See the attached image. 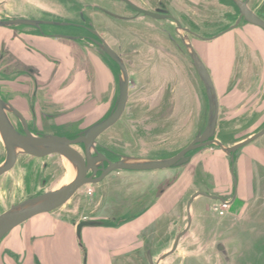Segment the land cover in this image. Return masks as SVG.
Instances as JSON below:
<instances>
[{
  "label": "rangeland",
  "instance_id": "1",
  "mask_svg": "<svg viewBox=\"0 0 264 264\" xmlns=\"http://www.w3.org/2000/svg\"><path fill=\"white\" fill-rule=\"evenodd\" d=\"M128 1L150 11L163 7L178 21L179 26L177 27L172 20L137 14L121 0H0V21L13 18L63 20L71 18L75 22H81L79 17L81 12L86 19L85 23H89L90 27L116 52L128 73L134 70L141 73L137 74L136 84L131 88L130 99L120 119L96 138L92 152L96 153L99 145L112 151L116 160L122 157L167 158L177 153L195 137L193 132L198 131L193 129L198 120H194L191 125L193 129L187 136L186 130L180 129L179 122L175 120L176 101L180 99L177 95L179 91L176 89V79L159 76L152 79L150 76H144L143 66H146L147 71L149 68L147 65L155 66L157 69L169 67L178 70L181 78L185 76L192 78L191 80L198 87L195 89L203 109L202 113L206 116L203 122L205 125L208 116L205 86L194 71L188 49L183 42L187 45L193 43L197 49L203 47L206 50L207 47L203 39L193 36L182 28L204 38L214 37L234 24L237 11L231 0ZM248 7L252 11H259L264 18V0H249ZM245 24L247 22L241 20L235 28ZM33 30L31 26L22 24L0 26V97L2 100L11 101L10 103L18 108L26 109V112L28 105L25 101H30L32 97L24 92H31L26 84L31 83L33 77L27 71L18 74L16 69L18 51L11 44L17 41L28 51L32 44L30 43L29 47L24 39L32 38L30 33H33ZM54 30L58 31V28ZM26 33L28 36L24 37L22 34ZM68 44H71L72 48V64L65 65V77L64 71H61V77L60 74L57 77L64 80L59 84L62 86V97L71 92L72 110L69 111L70 114L58 117L57 122L67 118L70 120L71 117L74 125L68 127V130L76 133L100 121L113 108L116 93H119L117 77L120 71L112 64L111 58L107 60L102 49L88 38L72 40ZM235 53L237 57L233 58L232 65L228 66L231 72L226 80L227 87L223 90L225 99L223 98L220 118L216 122L212 137L226 147L264 127V107L261 108V98L256 94L260 91L256 89L257 82L264 80V61L255 51L249 50V47H240L239 43ZM5 64L8 67L5 68ZM102 68L105 73L109 72V77L105 79H108L107 83L101 80ZM74 83L82 87L71 89L70 86ZM84 86L89 89L86 91ZM27 95L29 98L25 99L23 96ZM247 108L248 110L245 111ZM210 147L219 149L215 144ZM239 153L240 150H237L234 154V163ZM3 155L4 146L0 138V157ZM43 163L46 168H43ZM67 169L71 170L70 174ZM161 171H113L106 178L105 186L111 192L121 183H125L123 184L125 187L123 190L120 189V193H115L114 204L106 201L105 209L113 217L101 220L103 225L124 222L131 216L127 205L131 199L129 197L131 184L126 186L129 181L131 183V176L141 174L148 179L153 172ZM233 172L235 183L232 177V190L236 192L237 176L234 170ZM73 176L74 169L59 155L37 158L20 154L13 168L0 175V213L38 192L43 193L67 184ZM42 180H46L44 186L41 184ZM96 185L97 183L83 185L67 203L61 206L62 210L66 211L74 207L72 214L76 220H86L98 209L97 207L101 211L104 195H101L98 202L96 201ZM257 186L259 198L245 211L244 216L224 219L209 210L208 214L214 221L212 225L197 233L186 234L181 239L176 253L161 264H264V181ZM99 187L101 189L102 185L98 184ZM254 191L256 192L255 187ZM199 200L202 202V197H199ZM205 204L207 203L201 204L203 212H205ZM63 213L61 212V216ZM66 214L65 217L68 218L72 215L67 212ZM224 221L227 224H224ZM231 227L232 230H229ZM217 244L223 245L225 255L217 249ZM160 252V248H152L153 260H156ZM127 264L144 263L136 258L131 260L130 256Z\"/></svg>",
  "mask_w": 264,
  "mask_h": 264
},
{
  "label": "crops",
  "instance_id": "2",
  "mask_svg": "<svg viewBox=\"0 0 264 264\" xmlns=\"http://www.w3.org/2000/svg\"><path fill=\"white\" fill-rule=\"evenodd\" d=\"M24 40L29 47L30 43H39V48L51 54L53 59L62 60L63 64L60 66L62 69H60L64 71L65 77V65H71L73 59L71 44L34 37H25ZM203 40L207 47L206 50L203 47L197 49L193 43L191 45L205 65L211 79L219 106L217 118L219 120L225 97L223 90L227 87L226 80L231 72L228 66L232 65L233 58L237 57L235 49L238 43L240 47H249V50L255 51L264 61V31L247 23L239 28L223 31L211 39ZM11 45L18 51L17 58L25 61L32 60V47L29 49L27 46L29 49L27 51L17 41L12 42ZM37 65L39 66L40 79H47L48 70L40 62H37ZM147 66L149 67L148 71L146 66H143L144 76H150L152 79L155 76L176 79V89L179 91L177 95L180 99L176 101L175 120L179 122L180 129L186 130L188 136L193 129L191 125L196 119L198 122L193 130L199 132L206 125L203 123L206 116L202 113L203 109L195 89L198 87L192 81L193 79L191 78V80L189 76L181 78L178 70L169 67L157 69L155 66ZM60 69H57V72L54 71L57 76L61 73ZM58 71L60 72L58 73ZM134 71V83L131 88L136 84L137 74H141L139 71ZM101 73V80L103 79L102 81L107 83L108 79H105L109 77V72L105 73L102 68ZM256 85V89H260L256 94H259L261 98L262 108L264 107V80L258 81ZM73 87L79 89L82 86L74 83L70 88ZM85 89L87 91L89 88ZM247 110L248 108L245 111ZM201 113L202 115H200ZM198 132H193V135L196 136ZM263 137L264 135L238 149L240 153L233 165L237 176L236 201L222 216L224 219L225 217L244 216L245 211L259 198L257 185L260 186L264 181ZM262 138L263 140H261ZM105 180L99 183L102 185L101 189L97 184L95 190L97 202L101 199V195H104L101 211L97 207L98 209L88 218H82L101 221L113 217L105 209L106 201L114 204L115 193H120V189L123 190L125 183H121L114 189L115 191L112 189L111 192L105 186ZM130 184L131 196L129 197L131 199L127 205L131 216L126 221L115 222L108 226L101 224L82 227L79 237L81 245H79L73 222H78L80 219L74 218L75 216L72 214L74 207L66 211L60 207L52 212L39 214L14 227L2 238L0 241V264H127L131 250L160 248V253H163L170 248L174 237L186 228L187 202L193 193L197 191L213 192L227 198L233 187L229 158L220 148L213 147L198 150L189 161L180 166L162 169L160 173L153 172L148 179L141 174L131 176V183L129 181L126 186ZM199 197H202V202H199ZM231 198L229 200L232 202ZM195 203L197 204L195 205ZM204 203H207L205 204L206 213L201 210V204ZM212 204L211 198L201 195L191 201L189 206L191 224L179 238L177 249L186 234L197 233L214 222L208 214ZM61 212L65 213L61 216ZM66 212L72 214L71 217H65L67 216ZM224 222L227 224L226 221ZM229 225H231L230 220ZM229 230H232V227ZM168 241L169 245H167ZM176 251L165 258L160 256L158 264L170 259Z\"/></svg>",
  "mask_w": 264,
  "mask_h": 264
},
{
  "label": "water",
  "instance_id": "3",
  "mask_svg": "<svg viewBox=\"0 0 264 264\" xmlns=\"http://www.w3.org/2000/svg\"><path fill=\"white\" fill-rule=\"evenodd\" d=\"M124 1L130 6V8L135 10L138 14H143L144 16L152 18H173L169 15H160L156 12H151L142 9L127 0ZM248 1L249 0H233V2L237 5L239 9V16L230 28L236 27L240 20L243 19L247 23L257 26L264 31V21L260 19L248 7ZM19 24L37 25L38 21L29 19H12L0 21V26H15ZM182 29L192 35H195L193 32L189 31L186 28ZM93 33L96 34L95 32ZM93 42L96 43L102 49L104 54L110 57L119 66L120 75L118 77V99L114 108L106 118L87 127L74 139H69L66 137L52 134L37 136L31 134L27 130H25L24 134L19 133L13 127L8 117V112H15V110L9 103H6L0 97V138L5 149V159L0 164V175L8 172L13 168L20 154H25L37 158L56 154L66 159L74 168V176L72 180L67 184L62 185L57 189L55 188L53 190L40 193L38 195L29 196L24 200L11 205L8 209L1 212L0 241L14 227L20 225L21 223L27 221L28 219L34 216L43 213H49L55 209L60 208L65 203H67L74 196L77 190L83 185L99 183L108 173L112 171H154L180 166L189 160V157L186 156L187 153L199 149L201 147H206L211 144H215L217 147H219L226 155L229 156L231 162H233L234 152L264 135L263 127L260 131L228 147L224 146L220 141L216 139H210L214 134L217 122V98L209 74L203 66L198 55L196 54L191 45H187L182 41L184 46L188 49V53L195 71L197 72L200 80L205 86L209 102V114L207 116L206 125L186 146H184L174 155L167 158L157 159L122 157L115 161H109L106 160L102 154H96L93 156L92 148L95 144L96 138L119 120L125 109L128 97V75L127 69L123 64L122 60L101 38H99V41L93 40ZM78 144H82L84 146L83 155L74 148V146ZM104 160L107 161V166L105 168L100 169L101 173L98 177H94L95 173L98 171V164L102 163V161ZM88 171L92 172L90 176H87ZM231 174L235 183V177L233 175L232 169ZM200 195L207 196L205 192L197 191L193 193L190 199L188 200L187 226L184 231L177 234L170 251L162 257H165L173 252L178 243L179 238L188 228L191 220L189 216L190 203L195 197ZM208 197L214 198L213 196ZM101 224H103L102 221L98 220H79L75 226V233L78 240L82 227ZM217 249L222 251L223 255H225L223 245L217 244ZM147 255L148 259L151 260L149 253Z\"/></svg>",
  "mask_w": 264,
  "mask_h": 264
},
{
  "label": "flooded vegetation",
  "instance_id": "4",
  "mask_svg": "<svg viewBox=\"0 0 264 264\" xmlns=\"http://www.w3.org/2000/svg\"><path fill=\"white\" fill-rule=\"evenodd\" d=\"M121 1L126 6H128L130 8V6L128 4H126V2L124 0H121ZM231 3L237 11V18H238L239 9H238L237 5L233 2V0H231ZM135 6H137V5H135ZM137 7H139V6H137ZM130 9L133 10L132 8H130ZM70 11H71V9H70ZM133 11L136 12L135 10H133ZM148 11H150V10H148ZM157 11H159V12H157ZM151 12H156L160 15L172 16L171 14L167 13V11L163 7L155 8L154 11H151ZM253 12L260 19H262L264 21V18L261 16L259 11H253ZM79 17H80L81 22H75L71 18H69V19L67 18L65 20L57 19V18H54V19L13 18V19H29V20L38 21L37 25H28V26H31L32 28H34L33 33H30V36H33L34 38L53 40V41H63L66 43L71 42L72 40H74V41L83 40L84 38H88L92 42H93V40L99 41V38H101V37L99 36V34L97 32H95L92 29V27H90L89 23L88 24L85 23L86 19L84 18L83 14L81 12H79ZM158 19L172 20L177 25V27L179 26L178 21L174 17L173 18L166 17V18H158ZM241 20H243V19H241ZM3 21H5V20H3ZM22 25H25V24H22ZM231 26L232 25L226 27L225 30H223V31H227L229 29H232V28H230ZM54 28H58V31L54 30ZM233 28H235V27H233ZM93 32H95L96 34H94ZM222 32H220V33H222ZM22 35L28 36L27 33L22 34ZM196 35L197 34H195L193 36H196ZM198 38L207 40V39H211L212 37L204 38V37L199 36ZM31 50H32V60L25 61L23 59L17 58L18 63L16 65V69L18 71V74H23L25 71H27V72H29L28 74L32 75L33 80L31 81V83L26 84L27 89H30L32 93L31 92H24L25 94H30V98L32 97V99H30V101H25L28 105V107H27L28 111L27 112L25 111L26 109H21V108L14 106L13 103H10L11 101L3 100L5 102H8L12 106V108L15 110V112H9V114H8L9 120L11 121V123H12L13 127L16 129V131H18L21 134H24L25 130H27L31 134L37 135V136L52 134V135L66 137L69 139H74L81 131L73 133V132H70V129L68 130V127H70V126L72 127L74 125V123H72L73 119H71V117H70V120H68V118H67V119H63L64 121H62V122H57V120L59 119L58 117H60V118L64 117L65 115L70 114V112L72 110L71 105H72L73 99L71 97V92H69L67 95H63L64 98L62 97V94H61L62 86H60L59 84H61L62 81H64V80L59 82L58 79H59V77H61V75L59 77H57V74H56L57 69L58 70L60 68L62 69V67H60V66H62L63 62H62V60L53 59L51 57V54H48L45 50H41L39 48V43L32 44ZM105 57L107 60L110 59L107 55ZM37 62L38 63L40 62L41 64H43L45 69L48 70L47 79H45V80L40 79L41 76H40L39 66L37 65ZM111 62L118 69V71H120L119 66L112 59H111ZM202 64H203V62H202ZM203 66L205 67L204 64H203ZM6 67H8V65L5 64V68ZM61 69H60V71H62ZM205 69H206V67H205ZM54 71H56V72H54ZM60 71H58V73ZM194 71H195V69H194ZM196 74H197V72H196ZM127 75H128V97H127V101H128V99H130L131 86L134 83V77L133 76L131 77V75H134V74H133V72L128 73V71H127ZM197 76H198V74H197ZM118 77H119V75H118ZM118 77H117V83H119ZM198 78H199V76H198ZM57 94H61V95L58 97ZM117 94L118 93H116V99H115L114 105L116 104V101L118 99ZM23 97L25 99H27V98H29V95L23 96ZM205 98L207 101V105H208L207 108H208V114H209V102H208V97H207L206 93H205ZM114 105H113V108H114ZM112 109L109 111V113L112 111ZM218 109H219V106H218ZM56 113H57V115H56ZM109 113L105 117L101 118L100 120L106 118L109 115ZM217 118H218V115H217ZM212 137L210 139H215ZM206 147H210V145H208ZM74 148L76 150H78L82 155L84 154V146L82 144L75 145ZM202 148H205V147H201L199 149L191 151V152L187 153L186 156H188L189 160H190L192 155ZM96 150H97L96 153L92 152L93 156L96 154H102L106 160H109V161H115L116 160L112 155V151H110L109 149L103 148L102 146L98 145V148H96ZM236 152H234V154ZM234 154H233V161H234ZM21 155H25V154H21ZM228 158H229V156H228ZM4 159H5V149H4L3 157H0V164L4 161ZM106 160H104V161H102V163L98 164V166H97L98 171L95 173L94 177H98L101 173L100 169L105 168L107 166ZM229 161H230L231 169L233 171L234 162H231L230 158H229ZM42 166H43V168H46V165L44 163ZM112 172L108 173L99 183H101L103 180H105ZM91 174H92L91 171L87 172V176H90ZM99 183H97V184H99ZM41 184L44 186L46 184V180H42ZM203 192H205V191H203ZM40 193L41 192H38L36 195H38ZM205 193L207 195L206 197H208V196L214 197V198L209 197L213 200V204L211 205L210 210L217 213L220 217H222L225 213H227L230 205H233L234 202L236 201V192H233V190L227 198H224L223 196L216 194V193H213V192H205ZM230 198L232 199V202L229 200ZM73 223L76 226L77 222H73ZM173 240L170 243V248L168 250H166L167 252L170 251V249L173 245V242H174ZM78 242H79V240H78ZM79 245H81L80 242H79ZM176 249H177V245H176V247L172 253H174L176 251ZM166 251L161 253L159 256H157L156 260H153L152 249H149L148 251H146L145 249L139 250V251L138 250H131V260H133V259L135 260V258H136V260L140 259V261H143L144 264H158L160 256L162 257L165 254H167ZM144 253H146V254L143 255ZM148 253L150 255L151 260L148 259V255H147Z\"/></svg>",
  "mask_w": 264,
  "mask_h": 264
},
{
  "label": "bare ground",
  "instance_id": "5",
  "mask_svg": "<svg viewBox=\"0 0 264 264\" xmlns=\"http://www.w3.org/2000/svg\"><path fill=\"white\" fill-rule=\"evenodd\" d=\"M70 164V163H69ZM71 165V164H70ZM72 166V165H71ZM72 168H73V166H72ZM74 169V168H73ZM68 170V172H69V174L71 173V170L70 169H67ZM73 178V177H72ZM72 180V179H71ZM70 180V181H71Z\"/></svg>",
  "mask_w": 264,
  "mask_h": 264
}]
</instances>
